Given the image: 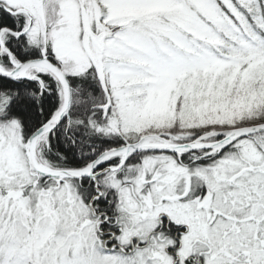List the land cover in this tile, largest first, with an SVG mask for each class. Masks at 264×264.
I'll return each instance as SVG.
<instances>
[{
  "label": "snow or ice",
  "instance_id": "obj_1",
  "mask_svg": "<svg viewBox=\"0 0 264 264\" xmlns=\"http://www.w3.org/2000/svg\"><path fill=\"white\" fill-rule=\"evenodd\" d=\"M0 264H264V0H0Z\"/></svg>",
  "mask_w": 264,
  "mask_h": 264
}]
</instances>
